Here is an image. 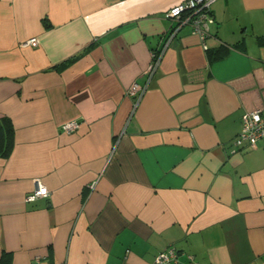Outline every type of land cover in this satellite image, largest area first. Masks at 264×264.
<instances>
[{
	"label": "crops",
	"instance_id": "1",
	"mask_svg": "<svg viewBox=\"0 0 264 264\" xmlns=\"http://www.w3.org/2000/svg\"><path fill=\"white\" fill-rule=\"evenodd\" d=\"M185 1L0 0V258L264 264V136L237 139L264 114V0L172 33Z\"/></svg>",
	"mask_w": 264,
	"mask_h": 264
},
{
	"label": "built area",
	"instance_id": "2",
	"mask_svg": "<svg viewBox=\"0 0 264 264\" xmlns=\"http://www.w3.org/2000/svg\"><path fill=\"white\" fill-rule=\"evenodd\" d=\"M213 1L214 0H186L169 9L165 16L177 23V28H174L172 33H175L179 27L189 25L194 31L204 34L207 23L212 22L210 8ZM22 45L35 47L38 45V40L35 37L30 38ZM157 64L158 58L157 56H153V60L148 66V73L151 74L155 70ZM139 90L140 87L134 83L129 88L128 93L132 96H136ZM77 127V122H67L62 125V130L66 133H71L75 131ZM263 136L264 114L261 110L258 109L244 114L242 116V127L237 138L238 143H245L249 147L254 148ZM33 183V190L26 195V201L31 202L38 198L48 196V189L41 184L38 179H35ZM90 187L93 188V185ZM153 264H180L179 252L173 247H167L155 257ZM188 264L194 263L191 262Z\"/></svg>",
	"mask_w": 264,
	"mask_h": 264
},
{
	"label": "trees",
	"instance_id": "3",
	"mask_svg": "<svg viewBox=\"0 0 264 264\" xmlns=\"http://www.w3.org/2000/svg\"><path fill=\"white\" fill-rule=\"evenodd\" d=\"M174 248V247H173ZM178 251V250H176ZM179 252V251H178ZM0 264H10L9 254L4 253L0 258Z\"/></svg>",
	"mask_w": 264,
	"mask_h": 264
}]
</instances>
